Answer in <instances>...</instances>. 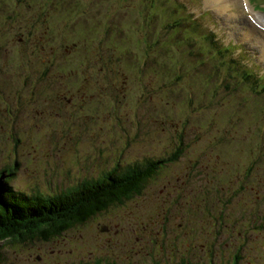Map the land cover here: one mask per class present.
Returning a JSON list of instances; mask_svg holds the SVG:
<instances>
[{
	"label": "rangeland",
	"instance_id": "rangeland-1",
	"mask_svg": "<svg viewBox=\"0 0 264 264\" xmlns=\"http://www.w3.org/2000/svg\"><path fill=\"white\" fill-rule=\"evenodd\" d=\"M103 1L92 2L87 16L66 3L41 20L14 11L12 25L7 7L0 4V190L52 198L111 171L145 169L153 156L161 168L140 195L48 242L35 237L0 245V264H252L254 255L264 264V197L256 191L264 184V142L262 151L255 152L264 126L249 118L254 103L239 107L231 119L238 107L235 95L220 97L223 86L211 100L216 79L209 82V73L221 62L212 51L197 53L195 61L205 57L204 66L185 58L180 78L172 76L173 43L180 50L185 41L197 46L205 30L211 44L220 46L230 32L240 33L241 24L247 27L241 8L245 1L226 6L231 0H196L166 11V0H159V14L173 15L172 21L182 19L187 8L221 7L193 26L183 24L178 34L162 32V46L142 63L145 36L139 30L147 37L157 26L152 18L143 22L136 15L134 6L140 3L147 12L141 7L145 0H126L125 6L110 0L113 16L105 39L98 29L107 11ZM173 10H179L178 16ZM255 31L248 29L251 40L232 54L246 59L245 70L264 77V40ZM260 34L264 38V31ZM51 51L57 52L55 58ZM15 54L19 65L12 73L8 60ZM71 70L79 72L75 80L64 77ZM229 76L225 86L235 82L236 75L231 81ZM206 83L209 104L200 99ZM188 90L195 96L191 122L184 117ZM73 93L76 99L66 105L64 98ZM195 121L213 128L218 137L213 150L207 152L210 143L193 136ZM177 147L180 152L170 161L168 153ZM250 162L255 187L241 188L236 174Z\"/></svg>",
	"mask_w": 264,
	"mask_h": 264
},
{
	"label": "trees",
	"instance_id": "trees-1",
	"mask_svg": "<svg viewBox=\"0 0 264 264\" xmlns=\"http://www.w3.org/2000/svg\"><path fill=\"white\" fill-rule=\"evenodd\" d=\"M63 1L73 7H75L73 4H79L76 0ZM3 5L8 9L15 7L14 2L8 0H3ZM75 72L71 70L67 75ZM64 101L66 102L67 99L64 98ZM252 117L255 122L254 114L250 115V118ZM177 148L172 153L170 161L178 156L180 149ZM161 165L160 161L153 160L145 169L129 167L123 174L111 171L95 181L83 182L77 190L50 200L42 198L27 200L9 194L6 195L8 199H4V194L0 193V245L12 244L11 242L14 241L21 243L33 240L35 237L48 242L62 232L83 225L94 215L103 213L112 206L122 205L140 195L146 183L158 173ZM192 166L194 167V164ZM249 176L246 175L243 179L239 176L238 179L246 184ZM259 192L263 198L264 191L259 189ZM252 262L259 264L256 255L253 256Z\"/></svg>",
	"mask_w": 264,
	"mask_h": 264
},
{
	"label": "bare ground",
	"instance_id": "bare-ground-1",
	"mask_svg": "<svg viewBox=\"0 0 264 264\" xmlns=\"http://www.w3.org/2000/svg\"><path fill=\"white\" fill-rule=\"evenodd\" d=\"M239 1H240V0H231L229 3L226 4V6H228V5H233V4H238V3H236V2H239ZM205 2L207 3L208 0H205ZM211 2H212V1H211ZM230 3H231V4H230ZM247 28L250 29L251 32H254V31H255V30H253L252 27L249 26L248 24H247ZM255 33H256V31H255ZM247 36H250V39H249V40H251V37L253 36V34H252V33H247ZM262 55L264 56V44L262 45ZM14 171H15V170H14Z\"/></svg>",
	"mask_w": 264,
	"mask_h": 264
},
{
	"label": "flooded vegetation",
	"instance_id": "flooded-vegetation-1",
	"mask_svg": "<svg viewBox=\"0 0 264 264\" xmlns=\"http://www.w3.org/2000/svg\"><path fill=\"white\" fill-rule=\"evenodd\" d=\"M12 73H15L16 71H14L13 69L11 70ZM12 73H8L6 76L11 77L13 80L15 79V76L12 75Z\"/></svg>",
	"mask_w": 264,
	"mask_h": 264
}]
</instances>
